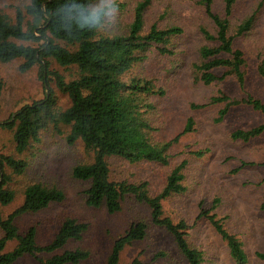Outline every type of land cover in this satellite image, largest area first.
Instances as JSON below:
<instances>
[{"label": "rangeland", "instance_id": "374dc122", "mask_svg": "<svg viewBox=\"0 0 264 264\" xmlns=\"http://www.w3.org/2000/svg\"><path fill=\"white\" fill-rule=\"evenodd\" d=\"M119 1L125 3L123 8L110 9L114 29L126 27L137 0ZM27 2L0 0V11L14 17L17 8L24 12ZM212 9L224 16V0H213ZM250 15L249 30L234 37V46L243 51L245 59L242 65L243 87L233 74L206 84L198 77L195 64L200 60V47L214 43L205 37L202 29L215 34L216 25L207 15L204 4L199 0H151L145 11L146 26L153 22L159 27L176 24L182 31L170 38L164 46L165 51L159 48L162 44L149 46L141 53L143 58L134 64L130 74L149 79L155 87L163 90V93L147 97L152 104L147 115L153 127L152 138L172 140L168 149L169 160L164 164L107 156L112 178L133 182L146 180L151 194L160 190L175 164L186 160L183 169L186 189L163 199L162 206L164 214L174 221L183 219L187 222L188 242L203 251L206 264L238 263L230 256L225 240L201 214L202 209L221 216L226 228L242 241L248 255L245 264H264V259L255 255L256 251L264 252V131L247 141L233 139L230 135L236 128H249L263 122L264 112L239 103L231 105L220 120H215L225 103L209 102L211 95L220 92L234 98L249 93L264 102V78L257 70L260 60H264V0H234L228 16L229 29L234 32L238 24ZM25 19L29 20L30 16L25 15ZM21 61L19 57L0 61L3 80L0 120L7 119L21 104L42 98L44 91H48L41 78L40 63L21 71ZM50 68L63 73L66 78L74 71L53 60ZM215 70L222 73L225 67ZM49 78L47 86L55 93L57 107L63 109L69 104V97ZM188 118H192V126L184 131ZM68 131V124L51 120L41 129L39 141H32L19 153L15 150L12 129L0 126V151L28 161L20 174L6 167L11 175L9 186L15 190V198L8 204H0V213L6 215L21 203L26 183L42 181L55 184L64 190V199L16 217L20 231L35 226L36 241L43 244L52 238L65 217L84 221L87 228L81 238L70 241L66 247L86 248L89 255L77 263L67 264H105L114 238L137 217L148 218L150 209L131 193L124 196L120 209L114 212H109L104 205H88L84 190L89 182L74 178L71 169L78 162L92 160L93 155L80 139L69 143L66 139ZM15 242L14 239L7 241L5 250L11 249ZM38 255L45 259L50 253ZM136 255L149 264H188L173 236L164 227L154 224L148 227L144 238L125 246L120 254V263H127ZM10 264L41 263L34 256L24 254Z\"/></svg>", "mask_w": 264, "mask_h": 264}, {"label": "trees", "instance_id": "16d2710c", "mask_svg": "<svg viewBox=\"0 0 264 264\" xmlns=\"http://www.w3.org/2000/svg\"><path fill=\"white\" fill-rule=\"evenodd\" d=\"M205 6L207 15L216 25V33L202 29L205 37L213 44H203L200 60L195 64L198 77L206 84L221 80L233 74L244 85L245 63L243 51L234 46V37L249 30L252 15L247 16L230 32L228 16L232 12L234 0H224L225 15L212 9L213 0H199ZM151 0H137L132 16L124 29L111 26L110 9L123 8L119 0H28L24 12L17 8L14 17L0 11V61L21 58L19 69L25 71L40 63L41 78L45 88L43 97L21 104L7 119L0 120L1 127L12 129L15 150L23 152L32 141H39V133L51 120L69 125L66 139L69 143L80 139L85 148L92 152V160L73 165L74 178L88 180L85 188V202L90 206H105L109 212L120 209L124 196L131 193L148 205V218L137 217L125 230L118 234L106 256L105 264H149L138 255L127 263H120V254L125 246L144 238L151 224L164 227L174 238L175 244L188 264H206L201 249L192 246L187 239L188 224L185 220L174 221L164 214L162 200L175 192L186 189L183 169L186 160L175 164L160 190L151 194L148 182L114 179L110 175L107 156L116 155L129 161H156L168 163V149L172 140L159 141L151 136L153 127L147 115L151 102L147 97L163 93L151 80L130 74L134 64L143 58L142 52L152 44L164 47L173 35L182 31L176 24L159 27L155 22L146 26L145 11ZM25 15L30 16L29 20ZM26 42V43H25ZM51 60L60 66L73 68L71 76H66L50 68ZM225 67L217 73L216 68ZM264 78V60L257 65ZM50 77V78H49ZM48 78L54 80L57 88L69 97V104L59 109L56 96L47 86ZM3 80L0 75V101ZM223 101L215 120H220L231 105L245 103L255 110L264 112V102L247 94L240 98L220 92L211 95L209 102ZM1 105V104H0ZM203 104H197L202 106ZM192 126L188 118L184 131ZM264 131V121L249 128L231 131L233 139L250 140ZM28 165L24 157H15L0 151V204H8L15 198V190L9 186L11 175L23 173ZM64 190L55 184L30 181L22 190V201L6 215L0 213V264H10L24 254H30L41 264L77 263L88 257L89 251L80 246L66 247L72 240L81 238L87 224L67 216L61 220L52 238L43 244L36 241V228L31 225L20 231L16 217L48 206L53 201H61ZM264 206V200H263ZM215 230L225 240L229 254L238 264H245L248 255L238 236L230 232L221 216L210 210L201 211ZM14 239L15 245L5 250L7 241ZM50 255L43 259L38 253ZM255 255L264 259V252ZM214 264V263H209Z\"/></svg>", "mask_w": 264, "mask_h": 264}]
</instances>
